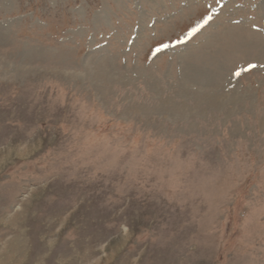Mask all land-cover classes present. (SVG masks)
<instances>
[{
    "label": "rangeland",
    "instance_id": "374dc122",
    "mask_svg": "<svg viewBox=\"0 0 264 264\" xmlns=\"http://www.w3.org/2000/svg\"><path fill=\"white\" fill-rule=\"evenodd\" d=\"M0 264H264V0H0Z\"/></svg>",
    "mask_w": 264,
    "mask_h": 264
},
{
    "label": "snow or ice",
    "instance_id": "6c2138e0",
    "mask_svg": "<svg viewBox=\"0 0 264 264\" xmlns=\"http://www.w3.org/2000/svg\"><path fill=\"white\" fill-rule=\"evenodd\" d=\"M209 19H211V17H209ZM198 30V29H197ZM194 31H196V30H194ZM252 67H255V65H253ZM237 75H239V73H237Z\"/></svg>",
    "mask_w": 264,
    "mask_h": 264
}]
</instances>
